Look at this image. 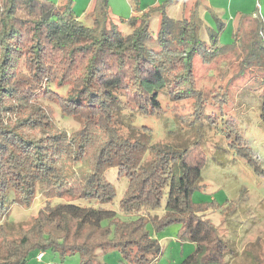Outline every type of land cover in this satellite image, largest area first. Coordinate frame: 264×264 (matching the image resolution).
<instances>
[{
	"label": "trees",
	"instance_id": "obj_1",
	"mask_svg": "<svg viewBox=\"0 0 264 264\" xmlns=\"http://www.w3.org/2000/svg\"><path fill=\"white\" fill-rule=\"evenodd\" d=\"M199 6L201 0H195L185 15L183 2L180 19L168 16L166 4L138 6L134 15L115 22L108 0H94L84 16L92 20L87 26L75 14L73 0H62L60 8L48 0H0V219L9 205L29 206L36 194L112 203L115 190L105 172L116 168L128 178L119 204L127 220L71 204L41 211L31 229L40 240L29 244L26 236L21 244L11 242L9 258L1 264H24L34 249L62 257L79 254L81 264H93L95 251L109 248L118 249L127 264H150L160 253L153 233L171 224L181 226V240L196 245L180 264H228L226 254L233 257L235 249L202 219L205 210L220 206L191 201L205 163L198 143L180 149L153 143L149 128L131 129L122 115L123 105L138 116L162 112V102L169 109V103L193 100L202 108L193 61L209 63L220 55L224 23L210 11L216 24L206 31L214 33L203 41ZM156 14L160 30L152 47L149 21ZM248 21L241 16L238 25ZM254 22L238 76L253 67L264 73V26ZM119 24L129 33L123 35ZM39 98L56 103L79 128H59ZM260 121L264 126V98ZM147 153L152 158L143 161ZM163 199L162 216L146 218ZM248 254L251 264H264Z\"/></svg>",
	"mask_w": 264,
	"mask_h": 264
},
{
	"label": "rangeland",
	"instance_id": "obj_2",
	"mask_svg": "<svg viewBox=\"0 0 264 264\" xmlns=\"http://www.w3.org/2000/svg\"><path fill=\"white\" fill-rule=\"evenodd\" d=\"M48 1L53 2L55 8L62 5V0ZM194 1L108 0V15L115 22L117 19L123 21L136 13L135 7L139 6L144 10L150 6L166 4L168 16L180 19L183 2L187 15L192 10ZM239 1L231 2L232 13L223 18L224 24L219 30L218 47L222 49L220 55L209 63L201 58H194L195 88L202 93V108H197L195 104L193 106V100L169 103V109L165 108V103L162 102V112L138 116L134 108L123 105L122 115L131 129L130 125L134 128H149L153 143L171 145L173 149H180L193 142L198 143L199 150L205 156V163L200 171V186L192 193L191 201L196 206L211 201L220 206L205 210L202 219L210 221L218 236L235 249L233 257L229 252L226 254V259L229 258L228 264H251L248 253L264 260V126L260 121V107L264 98V73L255 71L253 67L243 76H238L239 65L250 50V32L256 27L254 20L244 22L240 26L233 20L235 3ZM93 4L94 0H73L75 14L87 26H92V20L85 19L84 16L93 8ZM244 7L250 9L248 5ZM209 12L200 10L204 24L200 37L206 43L208 34L214 33L206 31V28H213L216 24ZM118 26L123 35L129 33L125 25ZM149 29L152 42L148 45L156 47L154 42L160 30L159 14L151 17ZM56 91L65 94L64 89ZM39 101L52 109L53 118L59 128L67 132L79 128L73 118L61 114L56 103L42 98H39ZM151 158L152 155L147 153L143 161ZM247 158L251 159V162H248ZM105 178L115 190L112 203L101 204L95 200L67 196L49 198L36 194L29 206L9 205L0 219V264L9 258V248L13 247L11 242L21 244L20 241L26 236L30 239L29 244L40 240L31 229L34 219L41 211L71 204L112 212L120 220H127L128 217L120 212L119 204L128 178L116 168H109L105 172ZM164 203L163 199L161 207L145 214V217L152 219L162 216ZM52 228L55 227L48 226V230ZM147 229L153 233L152 224L149 222ZM180 229L179 224H171L153 233L159 242L160 253L150 264H180L194 253L196 245L181 240ZM54 234L57 237L61 235L59 230L54 231ZM41 253L43 258L38 261L36 256ZM94 254L93 264L128 263L116 248L97 249ZM24 264H81V259L79 254L62 257L59 252L49 249H34L29 252Z\"/></svg>",
	"mask_w": 264,
	"mask_h": 264
},
{
	"label": "crops",
	"instance_id": "obj_3",
	"mask_svg": "<svg viewBox=\"0 0 264 264\" xmlns=\"http://www.w3.org/2000/svg\"><path fill=\"white\" fill-rule=\"evenodd\" d=\"M232 1L235 2L237 0H212V2L211 0H209V2L208 0H201V6H199L198 9L199 14L201 9L203 12H205V10L213 11L223 19L226 15L232 13V7L230 6ZM244 5H248L250 9L245 8ZM234 15L235 17L233 20L237 21V24L240 17L246 15L245 19L249 18V21L258 19L264 26V0H240L239 3H235Z\"/></svg>",
	"mask_w": 264,
	"mask_h": 264
},
{
	"label": "built area",
	"instance_id": "obj_4",
	"mask_svg": "<svg viewBox=\"0 0 264 264\" xmlns=\"http://www.w3.org/2000/svg\"><path fill=\"white\" fill-rule=\"evenodd\" d=\"M263 41H264V33H263ZM38 259V261H41L43 258V253L39 254L38 256H36Z\"/></svg>",
	"mask_w": 264,
	"mask_h": 264
}]
</instances>
